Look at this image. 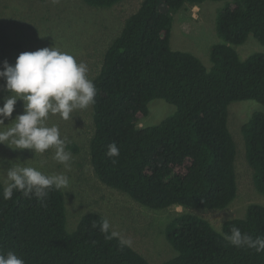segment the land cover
<instances>
[{
  "label": "trees",
  "instance_id": "1",
  "mask_svg": "<svg viewBox=\"0 0 264 264\" xmlns=\"http://www.w3.org/2000/svg\"><path fill=\"white\" fill-rule=\"evenodd\" d=\"M82 1L108 10L125 0ZM207 1L224 3L216 22L221 42L211 48L208 66L171 44L175 14ZM251 35L264 46V0H143L91 79L97 95L90 156L97 178L153 210L227 209L238 196L229 107L264 105V53L242 60L236 48ZM157 100L175 113L141 126ZM241 131L253 183L264 195V112L254 113ZM112 143L118 157L106 155ZM2 186L0 180V252L14 251L26 264H151L132 246L105 239L93 227L105 218L100 214L88 213L69 229L63 189L49 191L41 202L22 192L4 200ZM233 226L253 238L264 236V206L251 204L244 218L226 221L222 231L199 216L178 213L165 229L177 255L163 264H264V253L224 239Z\"/></svg>",
  "mask_w": 264,
  "mask_h": 264
},
{
  "label": "rangeland",
  "instance_id": "2",
  "mask_svg": "<svg viewBox=\"0 0 264 264\" xmlns=\"http://www.w3.org/2000/svg\"><path fill=\"white\" fill-rule=\"evenodd\" d=\"M143 0H125L108 10L88 7L82 0H0V69L4 61L15 64L23 52H33L56 46L84 62L92 79L102 66L109 45L122 32L126 20L140 7ZM223 2L207 1L201 7H186L175 14L172 47L190 52L208 66L211 48L221 42L216 22ZM242 60L264 53V46L252 35L236 47ZM5 82L0 80V106L7 95ZM23 102L17 103L12 119L22 113ZM176 108L162 100L150 104V114L141 126H153L174 114ZM256 112H264V105L255 101L233 103L229 107V129L237 145L235 168L238 196L225 210L185 209L172 207L153 210L140 205L128 195L104 185L91 164L90 141L94 135L91 106L76 110L67 121L59 115L46 120L47 126H57L66 140L72 158L67 165L54 159V151L35 154L31 150H12L0 144V180L4 183L11 163L21 162L45 174H64L69 185L63 189L68 209V227L73 230L88 213L107 218L112 230L131 239L132 247L151 264H163L177 255L166 238L165 229L178 213H191L209 221L222 231L224 223L244 218L251 204L264 206V195L253 183V169L246 158L242 125ZM10 123L5 120V124ZM75 145L78 153L71 150Z\"/></svg>",
  "mask_w": 264,
  "mask_h": 264
},
{
  "label": "clouds",
  "instance_id": "3",
  "mask_svg": "<svg viewBox=\"0 0 264 264\" xmlns=\"http://www.w3.org/2000/svg\"><path fill=\"white\" fill-rule=\"evenodd\" d=\"M88 72L84 62L56 46L23 52L14 65L4 61L0 80L5 82L7 95L0 106V144L14 151L31 150L35 154L53 150L54 159L67 165L72 154L67 150L66 140L61 137L60 129L55 125L47 126L46 120L50 115H59L67 121L74 111L85 110L95 104L97 89ZM20 101L23 102V111L12 119ZM5 120L10 123L6 125ZM106 155L118 157V146L109 144ZM69 182L67 175L45 174L17 161L6 170L2 196L4 200H11L14 192H22L25 197H35L42 202L49 191L65 189ZM97 226L105 239H117L121 248L132 246L131 239L112 230L107 218H102L99 225L93 222V227ZM224 239L234 247L264 253V236L253 238L233 226L229 233L224 234ZM0 264L26 262L14 251H7L0 252Z\"/></svg>",
  "mask_w": 264,
  "mask_h": 264
}]
</instances>
